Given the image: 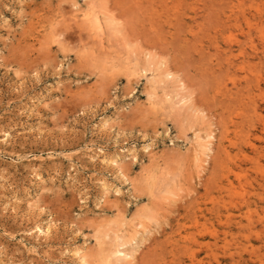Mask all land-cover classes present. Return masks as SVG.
Masks as SVG:
<instances>
[{
    "label": "rangeland",
    "instance_id": "1",
    "mask_svg": "<svg viewBox=\"0 0 264 264\" xmlns=\"http://www.w3.org/2000/svg\"><path fill=\"white\" fill-rule=\"evenodd\" d=\"M77 255L264 264V0H0V264Z\"/></svg>",
    "mask_w": 264,
    "mask_h": 264
},
{
    "label": "bare ground",
    "instance_id": "2",
    "mask_svg": "<svg viewBox=\"0 0 264 264\" xmlns=\"http://www.w3.org/2000/svg\"><path fill=\"white\" fill-rule=\"evenodd\" d=\"M99 19V18H98ZM96 22H97V20H96ZM145 53V52H144ZM144 55V54H143ZM164 75H165V77L166 78H171L172 77V74L170 73V71H165L164 72ZM173 78V77H172ZM160 79H161V77H160ZM163 80V79H162ZM155 81V80H154ZM165 82V81H164ZM172 85V84H171ZM153 95V94H152ZM167 95V94H166ZM177 95H178V93H177ZM171 99V98H170ZM186 99L185 98H181L180 99V101H179V104H181L182 106H184L185 105V103H186ZM177 104V103H176ZM199 133V132H198ZM200 134V133H199ZM198 134V135H199ZM201 136V135H200ZM197 138V137H196ZM213 137L211 136V135H209L208 137H207V140H205L204 138H199V155L200 156H207L208 155V153L209 152H212V149H211V146H212V144L211 143H213V142H210V140L212 139ZM198 139V138H197ZM213 140V139H212ZM195 151V150H194ZM198 152V151H197ZM196 152V153H197ZM195 153V152H194ZM194 155V154H193ZM209 156V155H208ZM196 157V156H195ZM202 158V157H201ZM202 161H204V160H202ZM109 162H110V160H109ZM115 162V161H114ZM112 162H110V164H111ZM109 164V163H108ZM115 164H117V163H115ZM112 165V164H111ZM110 167V166H109ZM114 169V168H113ZM117 169V168H116ZM118 172V171H117ZM124 174V173H123ZM125 177V176H124ZM124 179V178H123ZM124 181V180H123ZM145 218V217H144ZM48 230V229H47ZM43 232V231H42ZM48 232V231H47ZM121 239H122V237H121ZM121 239H119V240H121ZM120 244H122V243H120ZM128 244V243H127ZM125 246V245H124ZM122 247V246H121ZM120 249V248H119ZM133 253H134V251L133 252H123V251H120V250H116V251H114L113 253H112V255L114 256V259H116V261H122V262H130L132 259H133V257H134V255H133ZM78 256V258L83 262V264H87V261H85V259H86V257L85 256H80V255H77ZM84 257H85V259H84ZM112 259H113V257H111ZM111 259V260H112ZM135 259V258H134ZM134 259H133V261H134ZM117 263V262H116ZM132 264V263H131Z\"/></svg>",
    "mask_w": 264,
    "mask_h": 264
}]
</instances>
